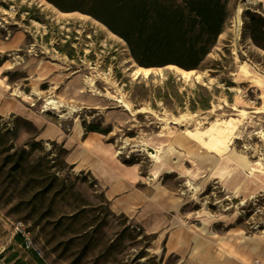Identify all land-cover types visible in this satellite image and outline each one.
Here are the masks:
<instances>
[{"label": "rangeland", "instance_id": "rangeland-1", "mask_svg": "<svg viewBox=\"0 0 264 264\" xmlns=\"http://www.w3.org/2000/svg\"><path fill=\"white\" fill-rule=\"evenodd\" d=\"M224 1L201 80H184L175 65L133 78L125 42L88 15L0 0V150L9 139L28 153L15 178L0 155V254L12 246L0 264H36L17 222L45 264H264V178L225 184L221 172L264 176V50L246 27L264 0ZM93 147L148 185L149 207L111 206L83 159Z\"/></svg>", "mask_w": 264, "mask_h": 264}, {"label": "trees", "instance_id": "trees-1", "mask_svg": "<svg viewBox=\"0 0 264 264\" xmlns=\"http://www.w3.org/2000/svg\"><path fill=\"white\" fill-rule=\"evenodd\" d=\"M45 1L63 12L78 11L101 23L125 42L136 65L143 68L175 65L186 71L198 69L224 30L229 16L224 0ZM248 15L246 27L250 38L264 50V17L255 12H248ZM9 141L1 142L2 170L7 167V175L15 178L24 172L28 153L12 151ZM29 146L31 150L34 144ZM14 242L23 247L20 234L15 233ZM11 251L12 246L4 249L0 259ZM28 252L36 264H45L34 251ZM16 257V252L11 253L6 262ZM16 263L26 264L22 260Z\"/></svg>", "mask_w": 264, "mask_h": 264}, {"label": "crops", "instance_id": "crops-1", "mask_svg": "<svg viewBox=\"0 0 264 264\" xmlns=\"http://www.w3.org/2000/svg\"><path fill=\"white\" fill-rule=\"evenodd\" d=\"M93 147L92 154L83 153V159H89L87 162L88 169L93 176L100 181L104 188L105 199L111 203L114 209L129 214L133 212V215L140 214L143 211L142 207L152 203L150 195H148V185L143 182H139L137 176L132 171H124L116 164H113L108 157L109 162L103 161V154L97 153ZM99 150L106 152L110 151L108 148H99ZM123 171V172H122ZM142 184V187H138V184ZM144 208V207H143Z\"/></svg>", "mask_w": 264, "mask_h": 264}, {"label": "bare ground", "instance_id": "bare-ground-1", "mask_svg": "<svg viewBox=\"0 0 264 264\" xmlns=\"http://www.w3.org/2000/svg\"><path fill=\"white\" fill-rule=\"evenodd\" d=\"M41 4H47V3L44 0H41ZM168 67L174 68L175 73L178 74L179 76H181L184 80L189 79L192 75L195 76L196 80H201V77L198 74H195L193 70L185 71V70L179 69L178 67H174V66H168ZM154 70L155 69H152V68H142V67L136 66L132 70L131 75L133 78H136L138 76H144L145 77V76L149 75L151 72H153ZM241 73L244 76H250V77L252 76V78H249V79H251V81L253 80V78L257 79V77H255V76H257V74H255L254 71H252V69L247 65L241 66ZM258 81H260V80L258 79ZM85 82H87L89 86H92L94 81L91 78H86ZM45 102H46V105H52L51 109L57 110V108H59V106H60L57 101H55L51 98L45 99ZM122 106L126 110L129 109V105L127 103H122ZM143 110H144V108H138L135 110V112H142ZM174 120L176 121L177 119L175 118ZM149 157L153 158L156 162H159V159L156 156V154L150 153ZM221 172L223 175H225V179H226L225 184H226V182H234V183L236 182L239 185H241L251 178L254 179V181L260 183L258 178H264V176H258L257 174H254L253 171L249 172L250 175L251 174L252 175L249 176V178H248L247 174H245V172H243L240 168H238L236 165L231 166L230 164H228ZM156 174H157V172H155L153 177L156 176Z\"/></svg>", "mask_w": 264, "mask_h": 264}, {"label": "built area", "instance_id": "built-area-1", "mask_svg": "<svg viewBox=\"0 0 264 264\" xmlns=\"http://www.w3.org/2000/svg\"><path fill=\"white\" fill-rule=\"evenodd\" d=\"M15 233L20 234L23 238V248L26 250H34L36 253L37 251L34 249L32 241L29 236V231L25 230L21 224V222H17L15 226ZM3 264V263H2Z\"/></svg>", "mask_w": 264, "mask_h": 264}]
</instances>
